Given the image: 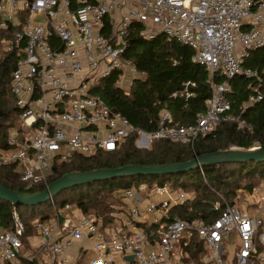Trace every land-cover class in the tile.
<instances>
[{
	"label": "built area",
	"instance_id": "built-area-1",
	"mask_svg": "<svg viewBox=\"0 0 264 264\" xmlns=\"http://www.w3.org/2000/svg\"><path fill=\"white\" fill-rule=\"evenodd\" d=\"M132 21L141 24L139 34L147 39L164 34L188 46L191 60L209 72L211 94L194 123L175 122L162 109L156 130L145 132L92 93L100 79L114 72L125 93L145 74L125 56ZM10 26L16 28L3 44L18 57L10 92L19 126L8 134V146L0 148V166L15 165L25 190L46 188L56 163L75 154L115 151L134 132L141 148L152 138L192 145L220 121L238 119L226 114L232 77L261 80L242 61L250 49L264 47V0H0V29ZM216 76L223 79L216 82ZM259 99L257 90L247 104ZM118 195L131 201L119 225L102 227L96 214L66 204L51 219L35 222L27 249L23 222L12 206L13 228L0 230V264L34 259L67 264L68 250L84 237L92 243L90 264H194L176 256L182 239L192 237L203 243L202 264H264V179L251 189L237 188L224 208L216 200L211 211L218 215L211 221L172 214L194 193L168 183L152 188L141 183ZM109 254H119L120 261ZM128 254L132 262L124 259Z\"/></svg>",
	"mask_w": 264,
	"mask_h": 264
},
{
	"label": "trees",
	"instance_id": "trees-1",
	"mask_svg": "<svg viewBox=\"0 0 264 264\" xmlns=\"http://www.w3.org/2000/svg\"><path fill=\"white\" fill-rule=\"evenodd\" d=\"M16 26L0 29V148L8 146V134L19 126V112L14 96L10 92L11 73L18 57L14 51L4 48L3 40L11 36ZM141 24L132 21L126 36L125 56L139 71L145 74L133 81L128 93L116 83L117 73L100 79L92 93L100 94L108 105L119 110L136 127L145 132L155 131L158 114L162 109L170 112L175 122L190 124L196 121L198 113L207 107L206 100L211 94L209 72L204 65L191 60L192 50L175 40H168L164 34L147 39L139 34ZM242 66L256 70L261 80L255 77L236 75L229 81L226 97L230 102L227 115L237 120L220 121L214 131L199 135L192 145L167 139H151L150 148H141L135 144L134 132L125 138L115 151H98L94 155L75 154L68 161L56 163L51 181L73 171H90L100 168L118 167L127 164H155L186 161L196 155L226 149L230 146L249 148L259 145L264 148V47L250 49L242 61ZM223 79L216 76L215 81ZM261 94V99L247 104L249 98ZM241 124V125H240ZM264 179V162H229L204 166L175 174L155 176H129L100 180L65 189L51 200L35 206H15L24 225L22 240L24 247L29 245V237L36 234L35 222L49 220L66 204H72L81 213L92 212L102 223V227H111L115 222L114 213L124 206L118 191L137 187L146 183L148 188L168 183L172 188L193 191L194 196L183 206H174L172 214L184 219L200 215L211 221L218 211H211L216 200L221 208L232 203L237 188L251 189ZM0 185L13 190H43L39 185L24 189L15 165L0 166ZM12 206L0 199V230L13 228ZM191 210H188L189 207ZM183 241L187 245H183ZM183 261L202 264L204 246L197 237L182 239ZM26 264H39L38 259Z\"/></svg>",
	"mask_w": 264,
	"mask_h": 264
},
{
	"label": "water",
	"instance_id": "water-1",
	"mask_svg": "<svg viewBox=\"0 0 264 264\" xmlns=\"http://www.w3.org/2000/svg\"><path fill=\"white\" fill-rule=\"evenodd\" d=\"M206 85L211 87L209 81L206 82ZM252 160L264 162V148H241L237 146H230L226 149L196 155L186 161L155 164H127L118 167L100 168L90 171H73L50 181L48 186L43 190H13L0 185V199L9 202L13 206H35L51 200L53 196L65 189L95 181L137 175L155 176L175 174L209 165L229 162H247ZM124 259L132 262L134 260V256L132 254H128L124 256Z\"/></svg>",
	"mask_w": 264,
	"mask_h": 264
},
{
	"label": "crops",
	"instance_id": "crops-1",
	"mask_svg": "<svg viewBox=\"0 0 264 264\" xmlns=\"http://www.w3.org/2000/svg\"><path fill=\"white\" fill-rule=\"evenodd\" d=\"M124 206L123 208L121 207L120 210L116 213H114L115 216V222L111 227L117 226L123 221L126 215V210L130 207L131 201L126 200L123 201ZM36 243L34 239L31 240V244ZM91 241L88 240L87 238H83L80 241H77L75 245L68 250L69 254V260L67 264H90V259L94 256V252L91 248ZM182 249L181 246L178 247V251L176 252V256L181 255L180 259L183 257L182 256ZM87 255L89 256L88 261H85ZM109 258H111L114 262H119L120 261V255L119 254H109ZM181 261V260H180ZM183 261V259H182ZM184 262V261H183ZM186 263V262H185Z\"/></svg>",
	"mask_w": 264,
	"mask_h": 264
},
{
	"label": "rangeland",
	"instance_id": "rangeland-1",
	"mask_svg": "<svg viewBox=\"0 0 264 264\" xmlns=\"http://www.w3.org/2000/svg\"><path fill=\"white\" fill-rule=\"evenodd\" d=\"M40 19H41V17H38L36 20H40ZM151 144H152V143H150V145H149L147 148H150V147H151ZM87 259H89V256H88V255H87L85 261H88ZM82 264H83V263H82Z\"/></svg>",
	"mask_w": 264,
	"mask_h": 264
}]
</instances>
